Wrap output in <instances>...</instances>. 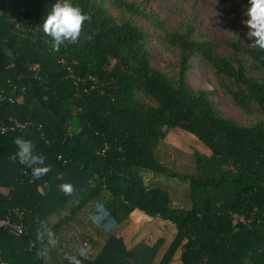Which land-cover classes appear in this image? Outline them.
I'll return each instance as SVG.
<instances>
[{"label":"trees","instance_id":"trees-1","mask_svg":"<svg viewBox=\"0 0 264 264\" xmlns=\"http://www.w3.org/2000/svg\"><path fill=\"white\" fill-rule=\"evenodd\" d=\"M56 2L0 0V39L36 70L42 101L0 56V91L15 101L0 103V124L32 123L0 134V188L9 190L0 194V219L13 213L35 240L30 251L26 238L0 230V264H48L38 255L46 251L48 233L101 200L117 225L138 210L175 226L158 264H171L179 249L181 264H264V50L250 45L246 15L235 40L200 41L189 27L170 30L131 0H73L91 14L83 29L91 38L82 34L78 44L54 52L43 21ZM138 21L151 26L165 50L179 51L172 76L152 66L148 33ZM192 60L215 71L238 108L250 115L255 106L260 119L241 126L215 110L213 91L192 92L186 83ZM168 128L210 150L208 157L197 155V177H180L192 186L189 209L171 208L168 192L148 186L141 175H173L155 156ZM16 137L31 140L46 157L47 175L33 181L32 168L11 159ZM62 183L73 185L72 195L60 191ZM161 243L129 249L109 234L92 259L72 257L81 264H153Z\"/></svg>","mask_w":264,"mask_h":264},{"label":"rangeland","instance_id":"rangeland-1","mask_svg":"<svg viewBox=\"0 0 264 264\" xmlns=\"http://www.w3.org/2000/svg\"><path fill=\"white\" fill-rule=\"evenodd\" d=\"M152 12L165 25L174 31L190 28L192 36L200 41L235 40L244 26L243 17L250 7L249 0H131ZM138 25L148 33L147 51L152 66L160 72L172 76L178 65V50H165L153 37L155 33L145 21ZM257 79L260 78L257 75ZM264 78V76H263ZM186 83L192 92L213 91L211 102L215 110L223 117L241 125L248 126L260 119L255 106L252 114H244L234 101L222 90L215 71L205 66L200 60L191 61V70L186 74ZM197 155L210 156V150L193 135L181 130L168 128L165 138L155 150L158 161L173 175H157L142 171L141 175L148 186L159 187L168 192L171 208L189 209L191 206L190 180L180 177H197ZM104 203V200L99 201ZM64 214H67L66 210ZM123 239L126 247L135 248L139 244L153 246L159 239V248L153 264H158L177 234L173 224L159 218L146 217L141 212H134L123 223L118 224L111 233ZM106 238V237H105ZM104 238V239H105ZM98 246H101L98 245ZM98 250L100 247H97ZM97 249L87 257L92 259ZM180 249L174 255L171 264H181Z\"/></svg>","mask_w":264,"mask_h":264},{"label":"clouds","instance_id":"clouds-1","mask_svg":"<svg viewBox=\"0 0 264 264\" xmlns=\"http://www.w3.org/2000/svg\"><path fill=\"white\" fill-rule=\"evenodd\" d=\"M249 5L250 7L245 13L247 19L244 23L248 28L245 35L247 39L253 41L250 44L252 47L264 50V0H249ZM86 21H91V14L85 13L79 5L73 3V0H57L43 21V31L45 35L51 37L53 51L59 52L62 45L78 44L82 34H84L83 29ZM233 35L238 37L236 34ZM90 38L84 34L85 40ZM3 131L6 130L0 129V133ZM13 142L18 147V151L11 159H18L20 164L32 168L31 177L33 181L39 180L52 170L50 166H43L46 157L35 152V145L31 140L16 137ZM34 165L40 166L34 167ZM57 178L60 179L61 177L58 176ZM59 189L66 195H72L74 191L73 185L70 183H62L59 185ZM48 235L50 241L55 243L52 241L53 233L49 232ZM80 254L87 255L84 250H81ZM38 255L47 256V252L38 251ZM66 258L71 259L73 264H81L75 257Z\"/></svg>","mask_w":264,"mask_h":264},{"label":"crops","instance_id":"crops-1","mask_svg":"<svg viewBox=\"0 0 264 264\" xmlns=\"http://www.w3.org/2000/svg\"><path fill=\"white\" fill-rule=\"evenodd\" d=\"M8 192L7 188H0V194L7 195ZM136 211L138 210H134L130 215ZM62 215L68 216V213L63 212ZM116 226L102 203L95 201L88 204L52 236L55 243H46L44 248L47 256L43 258L48 264H65L68 259L66 257L81 255V250L86 251L87 255L82 256L87 257L94 250H98L97 247L102 246L105 237L111 234ZM100 244L101 246H98Z\"/></svg>","mask_w":264,"mask_h":264},{"label":"built area","instance_id":"built-area-1","mask_svg":"<svg viewBox=\"0 0 264 264\" xmlns=\"http://www.w3.org/2000/svg\"><path fill=\"white\" fill-rule=\"evenodd\" d=\"M25 90L22 89L21 90V96L18 98V101L22 100L23 94H24ZM5 100H8L10 103L15 102L14 98L12 97H7L2 91H0V103L4 102ZM24 126V127H22ZM28 126H32L31 122H26L23 124L20 123H15L13 125L10 126H6V125H1L0 124V129H5L6 131H3L0 134H5L9 131H20ZM106 150V148H105ZM23 173L25 174L26 172L23 171ZM6 221H9V223H6ZM0 230L1 231H7L9 234L15 236V237H23L27 239L28 242V249L30 251L34 250L35 248V240L31 237H29V232L27 230V228L24 226V224L22 222L16 221L14 219L13 213L8 212L7 215L0 219ZM50 243H52L49 240Z\"/></svg>","mask_w":264,"mask_h":264},{"label":"water","instance_id":"water-1","mask_svg":"<svg viewBox=\"0 0 264 264\" xmlns=\"http://www.w3.org/2000/svg\"><path fill=\"white\" fill-rule=\"evenodd\" d=\"M0 56L7 57L14 68V70L19 74V79L21 82H26L32 91V93L36 96L39 104H42L41 96L37 90L36 86V70L31 69L28 65H25L19 59L17 52L9 48L8 42L0 39ZM68 129V126L66 127Z\"/></svg>","mask_w":264,"mask_h":264}]
</instances>
